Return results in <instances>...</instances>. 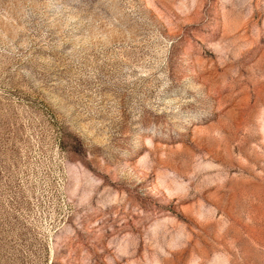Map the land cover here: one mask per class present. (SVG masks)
Segmentation results:
<instances>
[{
  "label": "rangeland",
  "instance_id": "1",
  "mask_svg": "<svg viewBox=\"0 0 264 264\" xmlns=\"http://www.w3.org/2000/svg\"><path fill=\"white\" fill-rule=\"evenodd\" d=\"M0 264H264V0H0Z\"/></svg>",
  "mask_w": 264,
  "mask_h": 264
}]
</instances>
